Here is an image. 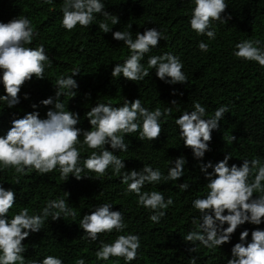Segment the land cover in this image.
Masks as SVG:
<instances>
[{
  "label": "trees",
  "instance_id": "obj_1",
  "mask_svg": "<svg viewBox=\"0 0 264 264\" xmlns=\"http://www.w3.org/2000/svg\"><path fill=\"white\" fill-rule=\"evenodd\" d=\"M103 3L104 10L117 16L119 23L113 25L110 18L95 14V20L88 27L77 25L67 31L60 26L63 0H53L51 4H44L42 0H0V22L7 23L17 17L30 18L38 35L29 46L43 44L52 60V67L45 69L44 80L33 76L21 86L17 105L13 108L0 106V135L11 127L12 120L23 118L27 113L35 111L39 118H46L53 105L44 106L40 102L52 97L55 103L57 77L69 76L73 69H78L79 74L73 77L78 85L76 96L60 97L65 110L78 114L79 123L75 127L82 131L91 129L85 114L97 103L118 107L124 99L129 102L141 99L142 105L149 110L158 107L163 111L169 107L172 110L166 119L161 117V133L152 143L138 140L136 132L125 136L127 152L105 147L123 160L125 167L121 172L139 171L144 164H150L166 175L168 168L174 166L170 160L174 162L177 157L184 156L187 161L184 176L176 182L146 184L142 189L161 191L165 199L171 197L173 200V204L164 210L165 216L159 223H154L149 220L151 213L136 203L135 194H124L126 185L111 167L104 176L84 170L81 175L91 178L77 180L69 176L66 181L60 179L56 170L44 175L35 171L18 175L13 169H5L0 172V183L15 192V204L9 218L23 208L28 209L29 215L39 214L46 202L54 199H64L67 207L76 214L75 219L68 216L53 221L48 217L39 232L31 233L22 241L26 249L22 254L24 264H33L48 255L59 257L63 264H76L81 258L85 264H124L122 258L97 261L95 257L100 242L111 243L118 235L115 231L100 233L92 242L82 238L83 231L78 226L83 215L90 214L105 202L112 204V211L122 212L127 227L119 234L131 233L140 238L137 258L131 264H190L193 257L196 264H227L240 233L247 229V240L250 241L251 232L257 228L264 230V223L257 226L246 222L238 226L230 241L216 249L205 248L196 242V250L190 252L194 245L184 241L183 237L188 231L197 230L192 219L198 213L192 209L191 202L203 197L207 191V180L200 171V164L209 161L215 164L227 153L232 156L229 167L232 164L239 167L245 158H259L264 163V68L233 55L235 45L244 40H258L264 48V0H226L228 7L221 14L226 22H213L214 40L198 36L191 30L189 19L193 5L190 0H103ZM101 22H106L111 31L103 33L98 27ZM153 27L162 31L165 39L158 41L141 63L147 67L149 56L171 53L183 63L186 82L165 83L156 77L155 69H149V75L142 81L112 78V68L116 63H123L129 55L128 48L122 41L113 39L112 33L130 31L135 39L137 32L143 34L146 28ZM200 41L208 44L207 52L199 50ZM0 95H5L2 85ZM194 102L205 107L206 119L221 105L228 107L219 128L211 133L210 151L205 153L203 160L195 159L191 149L184 146L175 125V119L184 111L193 110ZM231 136L235 137L234 141ZM92 151L86 146L81 151V167ZM184 182L189 184V189L181 192L178 185Z\"/></svg>",
  "mask_w": 264,
  "mask_h": 264
},
{
  "label": "clouds",
  "instance_id": "obj_2",
  "mask_svg": "<svg viewBox=\"0 0 264 264\" xmlns=\"http://www.w3.org/2000/svg\"><path fill=\"white\" fill-rule=\"evenodd\" d=\"M190 2L193 5L189 19L191 30L198 36L214 40L216 34L213 22H226L221 18L228 7L226 0ZM42 3L51 4L53 0H42ZM104 9L103 0H63L60 26L67 31H72L77 25L86 28L95 20V14L110 18L113 25L119 23L117 16L110 15ZM98 27L103 33L111 31L106 22L99 23ZM37 35L31 19L26 16L13 18L7 23L0 22V85L5 92V95H0V106L13 108L19 103L21 86L32 80L33 76L37 80H44L45 69L52 67V60L43 44L29 46ZM112 36L113 39L122 41L129 50L123 63H116L112 68V78L142 81L149 75V69H155L156 77L165 83L186 82L187 77L182 71L183 63L171 53L149 56L147 67L141 63L145 54L155 48L158 41L165 39L162 31L155 27L146 28L143 34L137 32L135 39L130 31H115ZM208 47L204 41L198 43L202 52H207ZM233 55L244 61H254L264 68V48L260 47L258 40L237 43ZM78 74L79 70L73 69L71 75L57 77L56 102H53L52 97L40 102L44 106L53 105L47 111L46 118H39V113L35 111L27 113L23 118L12 120L11 127L0 135V172L13 169L18 175L33 171L44 175L56 170L60 179L66 181L69 176L77 180L82 177L91 178L81 175L84 170L104 176L111 167L114 174L120 175L121 183L126 185L124 194H135L138 206L151 213L149 220L159 223L165 216L164 210L173 204V200L171 197L165 199L161 191L148 192L142 189L146 184L176 182L184 176L186 158L180 156L174 162L170 160L174 166L168 168L166 175L150 164H144L139 171L121 172L125 167L123 160L105 146L127 152L125 136L136 132L138 140L152 143L161 133V117L166 119L172 109L168 107L161 111L157 107L149 110L142 105L141 99L131 102L124 99L122 106L118 107L97 103L85 114L91 129L82 131L75 127L79 123L78 114L65 110L64 103L60 101L63 95L76 96L78 85L73 77ZM172 103L176 104L175 101ZM32 107L35 109L36 105ZM192 108V111H184L177 117L175 125L180 141L191 149L195 159L203 160L205 153L210 151L211 133L219 128V122L228 112V107L221 105L207 119L206 109L199 102H194ZM230 139L234 141L235 137L231 136ZM85 146L93 151L83 160L81 167L80 154ZM231 158V154L227 153L223 160L215 164L211 161L200 164V171L207 180V191L203 197H197L191 202L192 209L198 213L192 219L197 230L188 231L183 237L184 241L194 245L189 249L190 252L196 250V242L208 249L220 248L230 241L238 226L246 222L257 226L264 223V163L259 158H245L239 167L236 164L229 167ZM208 169L212 171L209 172ZM178 188L185 192L189 189V184L184 182ZM14 204V190L6 189L0 183V264H24L22 254L26 249L22 241L31 233L39 232L48 217L55 221L68 216L75 219L76 215L67 207L64 199H54L47 201L39 214L29 215L28 209L23 208L9 218ZM112 207L107 202L97 206L90 214L82 216L78 226L83 231L82 238L92 242L98 239L100 233L115 231L118 235L111 243L100 242L95 257L97 261H108L111 257L122 258L124 264H131L137 258L140 238L131 233L119 234L127 226L121 210L112 211ZM226 210L227 214H224ZM248 236L247 229L240 233L239 242L231 248V258L227 260V264H264V230H253L250 241L247 240ZM33 264H63V261L59 257L48 255L40 261H33ZM76 264H85V260L78 259ZM190 264H196L195 257L190 259Z\"/></svg>",
  "mask_w": 264,
  "mask_h": 264
}]
</instances>
